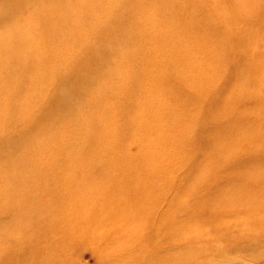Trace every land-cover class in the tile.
Returning a JSON list of instances; mask_svg holds the SVG:
<instances>
[{
    "label": "rangeland",
    "instance_id": "374dc122",
    "mask_svg": "<svg viewBox=\"0 0 264 264\" xmlns=\"http://www.w3.org/2000/svg\"><path fill=\"white\" fill-rule=\"evenodd\" d=\"M0 174L16 264H264V0H0Z\"/></svg>",
    "mask_w": 264,
    "mask_h": 264
},
{
    "label": "bare ground",
    "instance_id": "6f19581e",
    "mask_svg": "<svg viewBox=\"0 0 264 264\" xmlns=\"http://www.w3.org/2000/svg\"><path fill=\"white\" fill-rule=\"evenodd\" d=\"M53 1H55V0H53ZM56 1L59 2V0H56ZM28 70H29V68H28ZM1 173H3V172H1ZM5 176H7V175H5ZM0 179H2V177ZM121 187H123V186L120 184V182L116 181L115 194L114 195L116 196V198L119 197L118 198L119 201L117 202L118 205H120L122 202H124L125 201L124 198H126V196H127L126 192H125L126 189L121 188ZM7 188L8 187H5L4 189L7 190ZM43 189L46 191L45 187L44 188L41 187L40 190L42 191ZM5 190H3V191H5ZM25 191H26V189H25ZM47 191H48V189H47ZM52 191H54V190L52 189ZM33 192L34 191H32L30 189H28L27 193L24 192V189L21 192L20 191L14 192V193H11L10 191L7 192V193H10V195L4 194L5 192H1L4 195H3V197L0 198V202L3 199L7 200L8 203H10V206L12 208H17L18 209V215H20V217L22 216L21 219H22L23 223L21 224V228L19 227L21 229L19 231L21 234L18 235L17 231L13 230V226H11L13 224V222H15V218L17 215L13 216L12 215L13 213H10L9 209L7 210L8 212L7 211L6 212L5 211L0 212V249L2 248L0 250V264H16L18 261L12 260L13 257H18L19 262L25 260L27 258V253H28L29 249L32 247H33V249H35V251L39 247V249H38L39 253L46 254L44 247L39 245V240L50 241V243L54 244V245H52V247H53L52 251L57 250L60 253V255H65L66 251L69 248H72V249L76 248L79 246V244L82 243L81 242L82 240H85L84 234L86 232L84 230H82V233H83L82 236H75V238H74V236L71 234V231L73 229H81V228L76 227V225L74 224V223H76L75 220H72L70 218L61 219L62 217H58V218H60L59 221L61 223L55 225V221H54L55 216L54 215L57 212H59L58 211L59 210L58 209L59 204H56V202L54 201L56 199V197H53V201L47 200V211L45 209H43L44 212H41L38 210L39 207L37 206L38 204L42 205L41 200L38 198L37 195H34ZM3 205H4V202H1L0 206H3ZM101 209H105V208L101 207ZM73 210L75 211V209H73ZM76 212H75V214H76ZM28 213L33 214L32 219L30 218V216L26 217L28 215ZM43 213H45V214H43ZM50 217H53V219L50 220ZM44 218H48L51 222L54 221V227H52V231H47L46 226L50 222H48V223L46 222V224L43 227H42L43 223L41 224L43 232L40 234L35 233L34 230H32V229L33 228H39L38 222H40V220H45ZM155 218H157V217H155ZM3 222L5 223V225L3 224ZM16 222H17V220H16ZM48 226H51V224H49ZM9 227H12V229H9ZM63 231L67 234V236L63 235L65 238L62 237L64 240H66V242L63 240L61 241L60 240L61 238H59V239L57 238V234H59ZM16 235L19 236V242L15 238ZM58 242H60V243L58 244ZM55 244H58L59 246L58 245L56 246ZM16 250L19 251V253L14 255V252H16ZM13 262H15V263H13Z\"/></svg>",
    "mask_w": 264,
    "mask_h": 264
}]
</instances>
